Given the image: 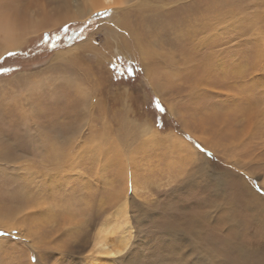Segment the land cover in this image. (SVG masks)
Returning <instances> with one entry per match:
<instances>
[{
  "label": "rangeland",
  "instance_id": "1",
  "mask_svg": "<svg viewBox=\"0 0 264 264\" xmlns=\"http://www.w3.org/2000/svg\"><path fill=\"white\" fill-rule=\"evenodd\" d=\"M6 1L34 18L62 4ZM118 1L0 54V264H103V226L114 248L128 241L112 264H264V0ZM60 85L76 132L51 171L50 147H28L10 123H37L48 108L35 100L53 105ZM83 220L93 230L78 231Z\"/></svg>",
  "mask_w": 264,
  "mask_h": 264
},
{
  "label": "bare ground",
  "instance_id": "2",
  "mask_svg": "<svg viewBox=\"0 0 264 264\" xmlns=\"http://www.w3.org/2000/svg\"><path fill=\"white\" fill-rule=\"evenodd\" d=\"M116 0H62V4L60 6H58V10L57 12H53V14H48L46 13H42V11H39L38 14H40V17L38 18H34L32 14L30 13H22L19 8L15 9L14 7L11 6V1H2V3H0V54H2L4 52V50L6 51V49L8 50H14V47L16 45H18L21 42V39L23 36L28 35V34H34L37 33L38 31H42L45 29H49L50 27L56 26V25H61L63 23L69 22V21H75V20H86L89 17L92 16V14L96 11H101V10H108V9H112V6L114 5ZM130 2L132 0H119L117 3L119 2ZM139 1V0H136ZM13 3V2H12ZM140 6V4H139ZM235 6V5H234ZM138 7V5H137ZM217 8V7H215ZM110 11V10H109ZM238 11V10H237ZM218 13V12H217ZM243 14V13H242ZM228 15V14H227ZM239 15V14H238ZM57 16V17H56ZM243 25V24H242ZM129 27V26H127ZM243 27V26H242ZM130 31V28H129ZM131 32V31H130ZM128 35H132L131 37H133L132 39L129 38V44L134 45V47H138L139 43H138V38L136 39V37L131 33ZM210 40V39H209ZM207 41V40H206ZM86 42V41H85ZM205 42V41H204ZM203 42V43H204ZM208 42V41H207ZM212 43V42H211ZM202 41L199 40H191L190 43L188 44L187 50H188V58L191 57L190 59H192V57L194 58L197 55V51L199 46H201ZM207 44V43H206ZM86 45V43L83 45V47ZM126 46V45H125ZM211 46V45H210ZM213 46V43H212ZM216 46V45H215ZM91 46H87V48L89 49ZM133 47V46H131ZM19 48V47H18ZM127 48V47H126ZM203 49V47H201ZM209 48V47H208ZM74 49H78L76 46L73 48ZM84 49V48H83ZM210 49V48H209ZM201 50V49H200ZM3 51V52H2ZM81 52V51H80ZM205 52V51H204ZM6 53V52H5ZM61 53V52H60ZM198 53L201 54V52L198 51ZM213 53V52H212ZM180 54V53H179ZM204 54V53H203ZM64 56V55H63ZM75 56V55H74ZM183 59V57H182ZM181 59V60H182ZM187 59V58H185ZM189 59V60H190ZM188 60V61H189ZM196 60V58H195ZM194 62V60H193ZM202 62V61H201ZM190 63V61H189ZM188 63V64H189ZM197 63V62H196ZM214 63V62H211ZM68 64V63H67ZM206 64V62H205ZM187 65V64H186ZM190 66V65H188ZM187 66V67H188ZM192 66V65H191ZM194 66V65H193ZM196 66V65H195ZM201 66V65H200ZM67 67H69L67 65ZM77 67V66H76ZM71 68V67H70ZM183 69V68H182ZM203 69V68H202ZM178 70V69H177ZM188 70V69H187ZM170 71V70H169ZM79 74V73H78ZM175 74V73H174ZM169 75V74H168ZM197 75V74H196ZM167 76V75H166ZM170 76V75H169ZM72 78V77H70ZM67 78L66 80H68L71 84L74 82L72 79ZM173 78V77H172ZM65 82L66 85V89H71L72 86L74 85H70L69 83ZM78 83V82H75ZM170 84V83H169ZM168 84V85H169ZM78 86V84H76ZM36 87V86H35ZM86 87V86H85ZM64 87L62 85L58 86L55 90H53V93H55L56 95H53L55 97L54 99V103L53 105L50 104V106L46 105L45 102L47 101L46 99H48L51 95H43L39 98H37L35 100V104L38 106V109L40 108H48L47 111H54L56 110V112L54 113L52 120L50 121L47 116H48V112L47 111H40V110H36L35 108H33L34 112L36 110V112L34 114H37L38 116V122L35 124L31 125H26L25 123L23 124L21 119L16 120V116H13L14 118V122H11L10 125L13 126V131L16 132V138L18 139H27V140H31V143L27 144V146H42L44 144V146L42 147L43 149L48 150L50 147V151L45 154L44 156L46 157V159L49 158H53V162H48L50 170L54 171L58 168V166L63 162L62 159L65 157L64 154L61 153V148H65L67 147V141H65V130L67 132H69L71 130L72 132H76L72 129H70L69 125L65 124V120L66 118L69 116L68 111L64 112L65 110V104L64 101L66 100L64 97H67V95H59L61 93H59L60 91H63ZM72 93V92H71ZM78 94V93H77ZM76 94V95H77ZM79 95V94H78ZM81 95V94H80ZM83 96V95H82ZM81 97V96H79ZM193 97V96H191ZM70 98V97H69ZM205 98V97H204ZM99 99V98H98ZM192 99V98H191ZM85 101V99H84ZM83 102V101H82ZM81 102V103H82ZM101 102V101H100ZM164 102V101H163ZM198 102V101H197ZM214 102V101H213ZM80 103V102H78ZM177 103V102H176ZM181 103V102H180ZM101 105V103H100ZM164 105V104H163ZM176 105V104H175ZM183 105V104H182ZM46 106V107H45ZM77 106V105H76ZM79 108V107H75ZM83 108V107H82ZM214 108V107H213ZM168 112H171L172 109L171 107H167L166 109ZM214 110V109H213ZM215 111V110H214ZM213 111V112H214ZM217 111V109H216ZM98 112V110H97ZM166 112V111H165ZM196 112V111H195ZM204 113V112H203ZM166 114V113H165ZM169 114V113H168ZM221 114V113H219ZM218 114V115H219ZM217 115V116H218ZM223 115V114H221ZM230 115V114H229ZM172 116V115H171ZM224 117V116H222ZM221 117V118H222ZM208 118H210L208 116ZM24 119V118H23ZM218 119V117L216 118ZM220 119V118H219ZM218 119V120H219ZM223 119V118H222ZM16 120V121H15ZM235 120V119H234ZM26 121V119L24 120ZM151 121V120H150ZM195 121V120H194ZM229 121V120H228ZM175 122V121H174ZM187 122V121H186ZM219 123V122H218ZM31 124V122H30ZM49 124V125H46ZM62 124H65L66 127H63ZM204 124V123H203ZM5 125V124H4ZM10 125H7L8 128L10 127ZM45 125V126H44ZM205 125V124H204ZM219 125V124H218ZM224 125V124H223ZM19 126H21L22 128L19 129ZM26 126V127H25ZM32 127V128H30ZM69 129H66L68 128ZM178 127V126H177ZM195 127V126H194ZM11 128V127H10ZM164 128V127H163ZM225 128V127H224ZM227 129V128H226ZM5 132L9 129H4ZM45 131V136L42 137V140H38L34 137H41L44 135ZM141 130V129H140ZM143 130V129H142ZM141 130V131H142ZM31 131H34V133H30ZM42 132V134L40 133ZM223 132V131H222ZM143 135H147L149 133V130L146 128L143 130ZM187 133V132H186ZM215 135L216 134H220L219 132H214ZM213 133V134H214ZM40 134V136L38 135ZM203 134V133H202ZM230 135V134H229ZM78 136V135H76ZM156 136V135H155ZM153 134H150L148 136L147 139L150 140V142H155L156 137ZM227 136V135H226ZM69 137V136H68ZM158 137V136H157ZM213 137V136H212ZM219 137V136H218ZM80 139V138H79ZM167 139V138H166ZM222 139V138H221ZM225 139V138H224ZM160 140V138H159ZM168 140H170L168 138ZM210 140V139H209ZM213 140V139H212ZM39 141L41 143H39ZM74 141V140H73ZM163 141V140H160ZM225 141V140H224ZM37 142V143H36ZM43 142V144H42ZM164 142V141H163ZM205 142V141H204ZM69 143V142H68ZM167 143V142H166ZM33 144V145H32ZM40 144V145H39ZM164 144V143H163ZM216 144V142H215ZM219 144V142H218ZM174 145V144H173ZM213 145V144H212ZM80 146V145H79ZM210 146V145H209ZM88 147V146H87ZM92 147V146H91ZM100 146H97L96 148H99ZM179 147V146H178ZM80 148V147H79ZM86 148V147H83ZM95 148V149H96ZM102 148V147H101ZM182 148V147H180ZM211 148V147H210ZM218 148V147H217ZM216 148V149H217ZM224 149V148H223ZM70 150V149H69ZM102 150V149H101ZM168 151V150H167ZM190 151V150H189ZM172 152V151H171ZM100 153V152H99ZM103 153V152H102ZM108 153V151H107ZM73 154V153H72ZM83 154V153H82ZM109 154V153H108ZM228 154V153H227ZM2 155V154H1ZM68 155H70L68 153ZM100 155V154H99ZM197 156V155H196ZM3 158V157H2ZM1 158V159H2ZM6 158V157H5ZM60 158V159H57ZM79 156H73V157H68V159L66 161H64L65 163H74L76 166L77 160H78ZM97 159V158H95ZM94 161V159H93ZM96 161V160H95ZM170 161V160H169ZM178 161V160H177ZM0 162H2L0 160ZM7 162V161H6ZM174 162V161H172ZM167 163V162H166ZM169 163V162H168ZM93 169V168H92ZM203 170V169H202ZM101 173V172H99ZM98 173V174H99ZM60 174V172H59ZM100 175V174H99ZM106 176V175H105ZM129 176V175H128ZM102 177V176H101ZM94 178V177H93ZM96 178V176H95ZM54 179V178H53ZM95 181V180H94ZM19 182V181H18ZM55 183V180H53V183ZM51 184V185H52ZM107 184V183H106ZM90 185V184H89ZM107 189V188H106ZM89 190V189H88ZM111 191V190H110ZM121 191V190H119ZM92 193V192H91ZM112 193V192H111ZM94 194V193H92ZM114 196V192L112 195L109 196L110 199H112ZM80 199V198H78ZM84 199V198H83ZM93 199V198H92ZM91 199V200H92ZM84 201V200H83ZM88 201V200H86ZM81 202V201H80ZM86 203V202H85ZM128 203V202H127ZM98 204V203H97ZM122 204V203H121ZM91 205V204H90ZM123 206H126V202L123 203ZM82 209V208H81ZM124 210V209H122ZM74 211V210H73ZM67 212V211H66ZM118 212V211H117ZM64 213V212H63ZM70 213V212H69ZM48 215V214H47ZM68 215V214H67ZM73 215V214H72ZM66 216V215H65ZM125 216V215H124ZM123 216V218H125ZM71 217V216H70ZM91 217V216H90ZM95 218V217H94ZM5 219V218H4ZM95 220V219H94ZM109 220V219H108ZM120 221V219H119ZM70 222V221H69ZM95 222V221H94ZM128 222V221H127ZM126 222V223H127ZM76 223V222H75ZM14 224V223H13ZM71 224V223H70ZM74 224V223H73ZM121 224V222H120ZM119 224V225H120ZM128 224V223H127ZM5 224L2 223V226H4ZM69 225V224H68ZM93 225V224H92ZM96 225V224H95ZM10 226V224H9ZM77 226V230L85 233L87 231V229L93 230L92 227L87 226L83 221H80L76 223ZM94 226V225H93ZM5 227L8 229L10 227H7L5 225ZM11 227L15 228L14 226L11 225ZM129 227V226H128ZM126 227V228H128ZM115 228V226H114ZM122 228V227H121ZM67 229V228H66ZM120 229V228H119ZM76 230V231H77ZM123 230V229H122ZM121 229L119 231H122ZM97 231V230H96ZM95 231V232H96ZM114 229L110 226H103L100 227V229L97 231L96 236H95V240H94V248H95V252L97 253L98 257H102L104 256V259L102 261L103 264H112L110 260H106L105 258H107L109 255H118L122 252L123 249H125V247L128 244L127 239L124 240L123 242V246L122 248H114V241L111 240V237L114 233ZM125 232V231H124ZM125 234V233H124ZM124 237V235H123ZM126 237V236H125ZM120 239V238H119ZM123 239V238H122ZM121 240V239H120ZM200 240V239H199ZM111 241V242H110ZM115 241H117L115 239ZM2 242V241H1ZM201 242V241H200ZM6 246V245H5ZM33 246V245H32ZM201 247V246H200ZM13 248V247H12ZM58 253V252H57ZM97 257V258H98ZM112 257V256H111ZM94 259V260H97ZM114 263V262H113ZM93 264V263H91ZM101 264V263H100Z\"/></svg>",
  "mask_w": 264,
  "mask_h": 264
},
{
  "label": "trees",
  "instance_id": "3",
  "mask_svg": "<svg viewBox=\"0 0 264 264\" xmlns=\"http://www.w3.org/2000/svg\"><path fill=\"white\" fill-rule=\"evenodd\" d=\"M73 25H71V27H72ZM64 33V32H63ZM69 33V32H68ZM115 72H120V70H116L115 69ZM129 75H127V77H129L130 79L131 78H133L134 76H132V75H130V74H132V72H130V73H128ZM153 102H154V109H157V110H159L160 111V109H162V105L160 104V103H158V101L156 102V99H153L152 100V104H153ZM158 127H159V121H158Z\"/></svg>",
  "mask_w": 264,
  "mask_h": 264
},
{
  "label": "snow or ice",
  "instance_id": "4",
  "mask_svg": "<svg viewBox=\"0 0 264 264\" xmlns=\"http://www.w3.org/2000/svg\"><path fill=\"white\" fill-rule=\"evenodd\" d=\"M97 15H101L100 13H97Z\"/></svg>",
  "mask_w": 264,
  "mask_h": 264
}]
</instances>
